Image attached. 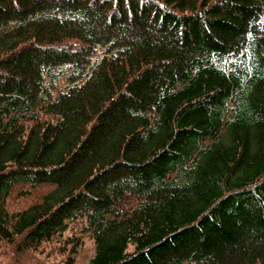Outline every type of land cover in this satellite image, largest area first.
<instances>
[{
    "label": "trees",
    "instance_id": "1",
    "mask_svg": "<svg viewBox=\"0 0 264 264\" xmlns=\"http://www.w3.org/2000/svg\"><path fill=\"white\" fill-rule=\"evenodd\" d=\"M264 264V0H0V264Z\"/></svg>",
    "mask_w": 264,
    "mask_h": 264
},
{
    "label": "rangeland",
    "instance_id": "2",
    "mask_svg": "<svg viewBox=\"0 0 264 264\" xmlns=\"http://www.w3.org/2000/svg\"><path fill=\"white\" fill-rule=\"evenodd\" d=\"M93 254H94L93 242L88 240L86 241L84 249L78 255L75 264H89Z\"/></svg>",
    "mask_w": 264,
    "mask_h": 264
}]
</instances>
